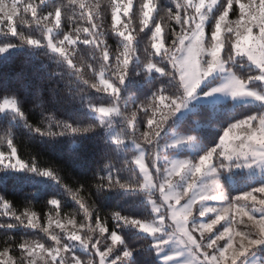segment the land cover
<instances>
[{
    "label": "snow or ice",
    "instance_id": "1",
    "mask_svg": "<svg viewBox=\"0 0 264 264\" xmlns=\"http://www.w3.org/2000/svg\"><path fill=\"white\" fill-rule=\"evenodd\" d=\"M49 3L0 0L4 40L0 54L17 47L27 48L32 55L43 50L67 71L69 84L79 89L77 95L96 123L74 126L65 120L41 128L29 122L19 89L3 95L0 114L10 119L9 129L0 136V143L7 145V150H0V172L22 173L17 179L25 182L32 179L30 174L50 178L71 195L83 218L54 221L52 213L60 217L62 200L59 193H53L47 201L53 206L47 224L40 225L34 222L35 211L28 207L17 211L0 194V216L8 217L0 222V229L39 228L47 235V240L6 237L0 264H140L138 255L145 249L130 243L140 233L151 240L148 250L155 253L154 264H241L242 258L256 250L264 251V0H170L167 20L174 24L169 23L166 31L152 15V0H143L139 8L133 0H111V27L120 39L114 52L104 38L99 3L89 6L84 0H67L66 4L61 0L48 9ZM121 11L125 17L139 14L137 32H144L152 20L144 33L145 37L150 34L144 60L133 54V49L139 51L140 41L133 44L131 31L117 27ZM62 12L68 13L66 23H62ZM230 12L234 19L229 18ZM81 22L87 26L81 27ZM81 45L89 46L92 54L77 61L76 49ZM86 72L91 79L85 77ZM214 73L223 76L209 80ZM137 77L142 82L151 77V91L133 104L129 114L122 92L126 82ZM26 87L21 83L20 89ZM93 92L108 94L109 102H94ZM201 94L246 98L255 107L228 120L216 133L218 142L203 145L191 159L177 155L169 160L167 150L179 153L186 146L200 144L193 136L175 135L163 145L161 140L168 136L165 126L169 121ZM203 104L207 108L210 102ZM138 114L146 120H137ZM13 122L40 137L87 135L98 129L109 133L104 142L123 161L121 167L105 165L106 174L98 177L96 194L142 195L151 204V220L115 211L109 228L99 209L89 207L80 196L84 185L70 187L55 168H42L35 159L25 162L17 156ZM138 125H144V130ZM124 169L130 173L128 178L120 175ZM242 179L248 186L237 189ZM53 223L55 228L50 231ZM16 251L19 259L9 255Z\"/></svg>",
    "mask_w": 264,
    "mask_h": 264
},
{
    "label": "trees",
    "instance_id": "2",
    "mask_svg": "<svg viewBox=\"0 0 264 264\" xmlns=\"http://www.w3.org/2000/svg\"><path fill=\"white\" fill-rule=\"evenodd\" d=\"M60 2L61 0H50L48 9H51L53 4ZM84 2L89 6L100 4L102 22L104 24L102 31L106 34L104 38L107 39L111 50L114 52L120 47V39L116 37L111 27V0H84ZM133 2L139 8L143 0H133ZM63 3L66 4L67 0H63ZM152 3L155 6L152 15L157 17L162 29L166 31L169 23L174 24V21L170 22L167 20V7L170 0H152ZM67 15V12H62V23L67 22ZM121 17V22L117 27L121 30H126V26L127 30L131 31L134 37L133 44L137 40L140 41L139 51L133 49V54L139 55L144 60V47L150 46V34L145 37L144 33L148 32V27L152 26L151 18H149L148 27L144 28V32H137L140 25L139 14L135 17L131 14L125 17L121 11ZM161 17L164 19H160ZM100 22L97 21V23ZM80 26L85 27L87 25L81 22ZM177 31L179 30L177 29ZM39 35V32L35 33V36L38 37ZM12 40L13 42H18L15 37H12ZM3 42V37L0 36V45ZM167 46L166 43L165 47ZM91 54L92 50L89 46L81 45L76 49L77 61L80 57L88 58ZM241 71H245V69ZM56 73H63V75H57ZM85 77L91 79V73L86 72ZM70 79L71 77L67 71L58 67L54 61L49 59L48 55H45L43 50L32 55L27 48L17 47L0 54V97L19 89L23 110L29 122L35 126L46 128L49 122H53V127H55V121L65 120L73 123L74 126L77 124L87 126L90 123H96L92 114L83 107L81 97L77 95L79 89L69 84ZM150 80L151 77L149 78ZM149 81L142 82L137 77L135 80L130 78V81L126 82L122 96L126 99V103L129 104V114L134 110L133 104L140 103L145 98L144 95L150 93ZM21 83H26L27 87L20 89ZM70 88L71 91H69ZM5 90L8 91L3 92ZM91 98L94 102H109L108 94L104 93L97 94L93 92ZM230 105L231 101L214 106L209 105L207 108L202 105L197 110L187 113L183 117H180L179 113H177L176 117L169 121V126H165L168 128L166 129L168 136L162 139L161 143L170 137L172 130L193 133L201 142V148L203 145H210L214 140L218 142L216 133L223 126H226L228 120L232 117H238L255 107L254 104H244L231 110ZM9 119H5L3 114H0V136H3L5 131L9 129ZM141 119L146 120V118L142 117V114H138L137 120ZM13 125L14 127L11 128V131L19 158L25 162L35 159L42 168H55L63 182L70 187L80 188L81 185H84V190L80 192V196L89 207L99 209L101 217L107 218L109 228H111L113 223L111 215L115 211H121L122 214L135 219L149 220L152 218L150 204L147 198L142 195L122 192H113L107 196L96 194L98 177L106 174L105 165L112 163L117 167H121L123 161V156L112 152L110 146L105 144L104 141L108 133L98 129L95 133L87 135L40 137L38 134H30L23 125H16L15 122H13ZM138 127L144 130V125H138ZM161 135L164 136L163 133ZM0 150H7L6 142L0 143ZM166 154L185 155L191 154V152L180 150L177 153L169 149ZM21 175L23 174L10 171L0 172V194H5L12 201L17 211H22L25 207H28L37 213L34 222L46 225L49 210L53 207L48 205L47 201L53 198V193H59L58 198L62 200L59 219L65 220L69 216H75L76 220L80 221L83 218L82 213L78 212L79 205L72 200L71 195L64 192L60 184L50 178L37 177L35 174H30L32 179L25 182L17 179ZM120 175L128 178L130 173L127 169H124ZM247 186L248 184L239 183L236 188ZM7 220L8 217L0 216V222H6ZM25 223H27L26 219ZM124 231L127 233L128 229ZM134 231L138 232V230ZM93 236L95 238L96 234H93ZM143 236L144 234L140 233L138 236L133 237L130 243L134 247L143 246L145 249L138 255L140 264H154L155 253L148 250L151 240L150 238L146 240ZM6 237L14 238L16 241L22 239L47 240L46 234L39 228L32 229L21 226L7 230V232L0 229V250L4 247ZM9 255H15L19 259L18 251L15 253L10 252ZM4 259H7V257H4Z\"/></svg>",
    "mask_w": 264,
    "mask_h": 264
},
{
    "label": "rangeland",
    "instance_id": "3",
    "mask_svg": "<svg viewBox=\"0 0 264 264\" xmlns=\"http://www.w3.org/2000/svg\"><path fill=\"white\" fill-rule=\"evenodd\" d=\"M8 2H10V0H8ZM207 2H208V0H206V3ZM121 18L122 17L120 15V21H121ZM229 18L234 19V17L231 16V12L229 13ZM223 37H224V33L222 32V38ZM222 55H223V53H222ZM222 76H223L222 73H214L208 79L211 80V79L215 78V79L219 80L222 78ZM206 82L207 81H205V83ZM214 86H217V85H214ZM201 87H203V84L201 85ZM203 101H209L210 106L219 105L221 103H226V102L231 101V105H230L231 110H234L236 108V106H239V105H244V104H254L255 105V103L253 101H250L249 99H246V98L233 99L230 96H223L221 94H215L213 97H205L201 94V95H198L195 99H191L188 103V106L185 109H182V111L179 113V116L183 117L187 113H190V112L197 110L200 106L204 105ZM175 135L195 137V135L193 133H187V132L172 130L170 137L167 140H165L164 142H162L161 144L163 145L165 142L169 141L172 136H175ZM200 148H201V142H200V144L189 145V146H186V147L181 149V150H188L191 152V154H185V155L172 154V155H167V158L169 160L175 159V158H177V155H178L180 159H191L195 155V152L198 151ZM145 163L147 165V162H145ZM251 178H254V174L249 177V179H251ZM239 183L247 185V181L244 179L240 180L236 184V187L238 186ZM150 207H151V204H150ZM52 217H53L54 221H55V219H59V218L55 217V214H53ZM149 220H151V219H149ZM149 220H142V221H149ZM60 221H61V223H66L67 219H65V220L60 219ZM220 223L223 224L224 221H221ZM219 226H220L219 224L216 225V227H219ZM53 228H55V223H53V225L50 227V231ZM56 231H59V229H56ZM105 235H107V234H105ZM46 238H47V235H46ZM38 264H41V262H38ZM241 264H264V251L256 250L253 254H250L249 256L242 258Z\"/></svg>",
    "mask_w": 264,
    "mask_h": 264
}]
</instances>
